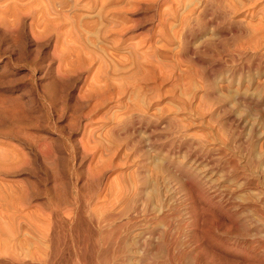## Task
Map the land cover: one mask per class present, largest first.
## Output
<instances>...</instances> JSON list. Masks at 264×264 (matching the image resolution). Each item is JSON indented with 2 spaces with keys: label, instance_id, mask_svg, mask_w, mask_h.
I'll use <instances>...</instances> for the list:
<instances>
[{
  "label": "rangeland",
  "instance_id": "374dc122",
  "mask_svg": "<svg viewBox=\"0 0 264 264\" xmlns=\"http://www.w3.org/2000/svg\"><path fill=\"white\" fill-rule=\"evenodd\" d=\"M194 149L246 165L257 185L225 186L260 201L264 0H0V264H101L118 227L134 252V210L187 206Z\"/></svg>",
  "mask_w": 264,
  "mask_h": 264
},
{
  "label": "bare ground",
  "instance_id": "6f19581e",
  "mask_svg": "<svg viewBox=\"0 0 264 264\" xmlns=\"http://www.w3.org/2000/svg\"><path fill=\"white\" fill-rule=\"evenodd\" d=\"M141 118H142L141 122H144L145 124H149L147 116L145 117L141 116ZM208 152L207 151H196L195 149L186 152V158L192 160L191 163L194 166L193 170L191 169L192 167L190 168L191 170L187 167L186 168L183 167L182 169L179 170V172L181 173L183 172V175L186 177L185 181L182 180L183 179L182 178L181 179L182 182L179 183L182 188V189L180 188L179 192L185 195L187 206L183 208V205H184L183 204L182 205L183 209L181 208V210L177 211V213H175L174 209L173 210L171 209L172 210V211L170 210L171 215H162V217H158L161 223L157 222L158 224L156 223L157 224L156 227H153L152 224L149 223L150 221L149 219H147L148 217H150L149 215L144 214V216L146 217L141 215L140 209L134 210L135 212V214L133 215L134 219L131 217L132 219L127 220L126 225H128L130 228L134 229V231L137 232L135 236L136 241L133 244L134 246L132 245L133 247H135L133 249L135 250L134 252L137 254L136 256L138 258V260L136 259L137 264H218V262L216 263V261L220 259H225L226 262H228L229 264H264V215H263L264 213H263V208H262V203L264 204L263 202L264 193L261 195L259 202L256 201L257 198L256 200H254L250 196L249 197L244 196L243 198H240V199H238L239 196L237 195L236 196L238 198L234 197L235 194L233 196L232 191H231L233 187L230 190L229 188L230 186L229 187L225 186V183L229 182V180H231L232 182L233 181L239 182V184L237 185H241L244 188L250 187L252 185H257V183H255L252 178L245 175L246 165H244L242 167L243 169H241L238 166V164H236V162H233V161L229 165L222 164L221 161L218 160V158H216L215 156H212V154L210 155ZM244 152L245 150H239L238 153L242 155L243 158L245 157L248 158L249 155L245 156ZM166 153L169 154L168 151ZM169 171L167 172V174L171 178H174V179L177 178L179 180L178 178L179 176H177V172L173 173L172 170L170 172ZM217 176H218V179L215 178ZM174 179L173 181H175ZM235 182H234V185H235ZM172 192L174 193V196H173L174 201L178 202L177 197H176V195L179 193L178 189L176 187H173ZM223 199L230 200V203L226 202V204L224 205H219L218 202ZM145 208L147 209V207ZM128 210H130V208ZM237 211H239L238 215H240L237 217H240V219L234 216ZM119 214L120 213H118V215ZM108 215H110V213ZM108 215H105L106 218ZM105 216L102 217L103 218L102 221L104 220ZM180 216L182 217L181 220L179 221V223L176 221L177 223L175 224V220L176 219L179 220ZM55 218H60V217L56 216ZM114 218L116 217L114 216ZM57 220L55 221L58 222ZM96 220L98 219L96 218ZM111 221L113 222V220ZM61 222L62 220H60V224H62ZM153 222L154 221H152V223ZM99 224H100L99 226H101L102 222ZM187 224L188 225L192 224V226H190L192 228L191 229L189 228L190 230H186L184 228V225L186 226ZM68 225L69 224L67 223L66 225L67 228L61 231H58V230L56 231L53 229L54 231L52 232L51 230L52 232L51 241L59 244L60 242L63 243L66 237L69 239H72L74 237L73 231H72V228H70V226ZM96 225L97 227H99L97 223ZM103 225H104V222H103ZM56 228L57 227H55V229ZM95 230L96 229H94V231ZM111 233L112 232L110 231L109 235ZM99 234L100 233H97L95 235L97 236V240H98V237L100 236ZM84 235H87V234L84 233ZM89 235L90 236L92 235L91 231ZM109 235L108 236L106 235L105 238L109 237ZM79 236H80V233H79ZM94 239L96 240V238ZM75 240L77 241V239ZM95 240L94 242L96 244L102 242V241L98 242L97 240L96 242ZM87 241L91 242V240H87ZM105 241H108V240H105ZM82 242H83V239H82ZM100 246L99 248H101ZM103 247L105 248V245ZM109 248H110L111 253L109 252V249H106V250H108L110 257H108L109 254L108 255L103 254L104 257L100 256L102 259L103 258L105 259V262L103 261L104 259L101 261L99 259L101 264H104V263L105 264H124L128 261V256H130L131 254L133 255L134 253L131 251V248L126 244V242L122 239V232L120 230V227H118L113 232V238H112L111 244H109ZM99 250L100 249H98V251ZM106 250L104 252H106ZM52 252H54V250ZM93 254L96 255L98 253L95 254L93 252ZM227 256L233 257L234 258L233 261H229ZM49 257H46V258H49V259L52 258L51 255H49ZM46 258L45 260H47ZM54 261L56 262L55 259ZM84 261L85 260H83V262ZM51 262L49 261V263ZM219 262L221 263L223 261H219Z\"/></svg>",
  "mask_w": 264,
  "mask_h": 264
}]
</instances>
